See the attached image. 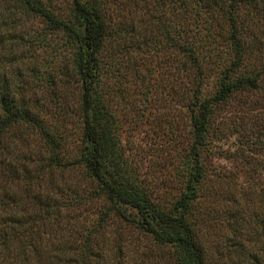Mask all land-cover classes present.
Returning <instances> with one entry per match:
<instances>
[{"label":"rangeland","instance_id":"obj_1","mask_svg":"<svg viewBox=\"0 0 264 264\" xmlns=\"http://www.w3.org/2000/svg\"><path fill=\"white\" fill-rule=\"evenodd\" d=\"M53 1L59 8L67 4V0ZM100 1L112 29L110 33L120 24L140 29L136 31L138 36L130 38L131 42L110 38L101 61V82L116 118L122 161L127 173L141 181L147 196L157 205L168 207L183 190L187 177L185 154L191 137L186 103L191 83L176 64L175 53L166 47L164 30L173 35L181 27L185 40L202 38L205 31L200 26L199 34L193 36L190 7H185L178 17L174 3ZM249 26L252 34L264 39V24ZM143 29L150 38L145 42L139 40ZM42 31L39 18L19 1L0 0V89L7 84L10 91L21 87L24 98L35 113L39 111L41 120L58 126L53 121L55 99L42 74L48 71L49 61L65 52L59 34L43 39ZM213 73L214 70L202 84L208 93L213 87ZM61 90L72 110L79 94L77 85ZM260 99L261 93H253L236 96L221 105L199 153L204 177L193 217L195 236L202 242L209 264H244V257L236 252L249 245L247 235L253 229L254 218L264 216V110L257 111L253 106L262 102ZM244 101L247 106L242 104ZM79 131L76 115L74 122L61 132L59 155L74 156ZM255 135L260 137L257 145L261 148L242 154L241 146L236 145L238 139H252ZM50 153V145L38 130L23 122L7 127L1 137L0 219L8 216L12 225L23 224L28 230L38 229L40 234L31 239L25 234L8 239L3 231L0 264H58L53 255L61 253L54 249L65 243L62 252L75 257L74 248L85 237L94 240H90L89 264H174L170 247L153 245L115 218L92 233L91 227L97 225L105 203L94 198L79 199L83 193L80 188L89 187L86 183L77 179L74 185L69 180L75 190L65 193L59 170L51 179L46 171L33 179L36 167L45 163ZM46 185L55 189L46 193ZM66 202L72 205H65ZM48 213H53L50 221L56 227L55 233L46 224ZM63 223L69 229L62 235L59 228ZM249 242L256 245L253 240Z\"/></svg>","mask_w":264,"mask_h":264},{"label":"trees","instance_id":"obj_2","mask_svg":"<svg viewBox=\"0 0 264 264\" xmlns=\"http://www.w3.org/2000/svg\"><path fill=\"white\" fill-rule=\"evenodd\" d=\"M17 1L39 18L43 39L50 34L61 36L65 55L58 54L49 61L48 71L42 74L49 86V94L55 99L53 121H57L58 126L52 121L46 123L41 120L39 111L35 113L24 98L21 87L10 91L7 84L5 86L8 87L0 89V140L5 129L18 122L38 130L50 145L51 153L45 163L36 167L33 179L42 177L45 171L51 179L54 171L59 170L64 179L62 191L65 193L75 190L70 187L69 180H73L74 185L77 179L86 183L89 187L80 188L83 193L79 199L94 198L105 203L97 225L91 227L92 233L115 218L137 235L149 239L153 245L170 247L174 264H209L202 242L195 236L193 217V207L199 198V186L204 177L199 153L211 123L218 116V109L228 100L261 93V104L253 106L257 111L264 110V39L252 34L249 26L251 23L256 28L264 24V0H152L158 5L174 3L178 17L185 12V7H190L193 36L199 34L200 26L205 31L202 38L185 40L181 37V27L173 35L164 30L166 47L175 53L176 64L180 65L191 83L186 103L191 137L185 154L187 177L183 190L168 207L153 202L141 181L127 173L122 161L116 118L106 101L107 90L101 82V61L110 38L131 42L133 35L138 36L136 31L140 30L139 27L130 25L127 28L120 24L112 31L113 34L110 33L112 29L100 0H67L64 8H59L52 0ZM261 33L264 34V31ZM148 35L143 29L139 40L148 41ZM213 70V87L208 93L202 84ZM74 85H77L79 94L71 110L61 88L68 89ZM242 104L247 106L245 101ZM76 115L80 124L79 143L73 157H63L59 155L61 132L74 122ZM57 128L60 132L55 131ZM259 138L255 135L252 139H238L236 145L241 146L239 151L242 154L251 149L254 151L261 148L257 145ZM53 189L52 185L45 187L46 193ZM65 205L72 204L66 202ZM46 218V224L52 228L50 231L55 233L56 227L50 221V218L54 219L53 213H48ZM254 221L253 229L247 235L246 244L249 245L236 252L244 257V264H264V216L256 217ZM17 224L12 225L8 216L0 219V236L3 231L8 239H17L23 234L31 239L40 234L38 229L32 231L23 224ZM62 225L59 229L63 235L69 227L65 223ZM90 240L85 237L79 247L74 248L75 257L62 252L65 243L54 249L61 255L53 256L58 264H89L90 243H94ZM251 240L256 245L251 244ZM29 243L31 246L34 244ZM33 250L37 251L34 246Z\"/></svg>","mask_w":264,"mask_h":264}]
</instances>
